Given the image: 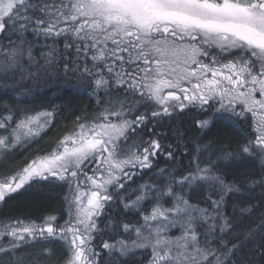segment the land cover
<instances>
[{
    "label": "snow or ice",
    "instance_id": "6c2138e0",
    "mask_svg": "<svg viewBox=\"0 0 264 264\" xmlns=\"http://www.w3.org/2000/svg\"><path fill=\"white\" fill-rule=\"evenodd\" d=\"M69 77L89 82L102 111L85 114L62 150L0 179V203L39 180L66 183L68 219L0 217V255L59 264L50 246L60 242L63 264H128L144 251L147 264H255L243 249L251 243L264 254V0H0V96ZM186 108L245 120L251 113L252 129L235 147L205 141L199 133L208 118L195 121L198 134L177 128L176 143H166L161 121ZM54 114V106L0 104V130L11 128L0 151L38 135ZM161 155L165 167L157 166ZM244 158L254 166L225 171ZM152 169L154 183L128 190ZM81 176L91 182L86 203ZM193 194L207 206L193 203ZM117 202L140 220H105ZM33 245L43 247L15 256Z\"/></svg>",
    "mask_w": 264,
    "mask_h": 264
},
{
    "label": "trees",
    "instance_id": "16d2710c",
    "mask_svg": "<svg viewBox=\"0 0 264 264\" xmlns=\"http://www.w3.org/2000/svg\"><path fill=\"white\" fill-rule=\"evenodd\" d=\"M62 43V42H61ZM25 87L31 88V93L20 92L19 95H13L10 92H5L3 95L10 104L19 105V107L34 106L33 111L38 109L53 110L55 107L54 117L51 118L48 126L38 136H35L30 140L31 143L27 144L25 148L21 150H13L9 158H5L7 167L4 166L3 161H0V175L5 177L6 174H10L14 169L22 167L28 163L32 157L46 153L56 142L67 132L73 130L79 123L84 122L85 114L87 116L98 115L102 111V106L97 105V97L92 94V87L87 80H79L76 77H69L68 79L52 80L47 82H40L37 86L33 87L31 83L25 85ZM10 98V99H9ZM3 101L0 104L4 103ZM209 110L207 113H201L196 108H186L185 111L180 114L177 113L171 119H164L161 121L162 127L157 131L167 132L168 139L166 143L175 144L176 141L172 136V132L175 129H180L186 136H193L198 134L195 126L196 120L207 119ZM81 117L80 121H77V117ZM253 125V118L247 116V119H237L230 115L221 116L216 119H212L209 127L204 129L201 133L204 140H217V141H232L233 146L243 140L242 134H247L251 131ZM152 125L149 124L148 128ZM147 139V136H145ZM179 155V154H178ZM185 164L187 163V157H184ZM158 161V163H157ZM158 167L166 166V157L161 155L157 158ZM254 165L249 162V158L241 160L228 161L225 167V171L231 174L237 169L251 168ZM154 169L144 170L139 177H134L133 181L128 183V189H134L136 185L149 182L154 183ZM143 176H145L143 178ZM65 192L66 187L62 182H51L48 180H39L33 183L27 190L21 191L19 194H13V196L6 200L4 203H0V217H20L22 219L31 218L39 222V218L47 215H64L65 213ZM193 203H201V206H207L200 198L193 194ZM255 202V201H254ZM150 205L146 203L144 206ZM226 211L231 214L232 206L229 202ZM108 216L113 217L119 221L123 219L125 222L139 221V215H133L131 211L124 209L123 205L119 202L113 204L109 209L104 219L107 220ZM258 216V214H257ZM258 218L251 220L246 219L245 224L257 223ZM101 228L104 227V223L98 221ZM108 235L104 236V239H108ZM242 238V237H241ZM235 242V241H234ZM99 243V241H97ZM252 244L248 243L243 249V254L248 256L249 254L254 259L255 264H264V254H261L260 250H252ZM52 248L55 252V260L60 258L59 264L63 258L61 253L57 249L58 246L53 244ZM28 247L22 248L16 254H25L29 251ZM97 250H99L97 248ZM103 255V254H102ZM7 256L0 255V264H3V259ZM148 252H137L135 257L129 259L128 264H147Z\"/></svg>",
    "mask_w": 264,
    "mask_h": 264
},
{
    "label": "rangeland",
    "instance_id": "374dc122",
    "mask_svg": "<svg viewBox=\"0 0 264 264\" xmlns=\"http://www.w3.org/2000/svg\"><path fill=\"white\" fill-rule=\"evenodd\" d=\"M221 59L222 60H226V57L224 56V57H221ZM10 99V98H9ZM4 102V101H7V99L5 98V96L4 95H2V96H0V103L1 102ZM28 108H34V106H30V107H28ZM43 111H49L48 109H38V110H36V111H34V112H43ZM224 115H226V116H228V115H230V114H228V113H218V114H213V112L211 111V110H209V114H208V118H211V120L212 119H216V118H219V117H221V116H224ZM247 116H249V115H247ZM230 117H232L231 115H230ZM207 118V119H208ZM15 123H16V121L15 120H13L12 122H11V126L12 127H15ZM49 124V123H48ZM48 124H47V126H48ZM46 126V127H47ZM45 127V128H46ZM45 128H43L42 130H40L39 131V134L38 135H40L41 133H42V131L45 129ZM77 130H78V125L73 129V130H71L70 132H67L66 134H64L57 142H56V144L54 145V146H52L46 153H44V154H41V155H36V156H34V157H32V159L28 162V163H26L25 165H23L22 167H18V168H16V169H14L10 174H6L5 176L6 177H12V176H15L17 173H20V172H22V170H23V168L24 167H26V166H28L33 160H41V159H44V158H46L47 156H49V155H51L53 152H54V150H56V151H59V150H62V148L60 147V144H61V141H63V140H65V138L66 137H69V136H72L74 133H76L77 132ZM11 131V128H8L7 129V131H5V130H0V136H7L8 134H9V132ZM38 135H36V136H38ZM35 136H33L32 138H29V139H24L23 137H22V139H21V142L20 143H18L17 145H15L14 147H10L6 152H4V151H0V161H2V160H4L5 158H9V156H10V154L13 152V150H21L22 148H25L26 147V145L27 144H29V143H31L30 142V140L31 139H33ZM69 147H71L72 145H71V143L69 142V145H68ZM3 164H4V166L5 167H7V164H6V160H4L3 161ZM106 167V166H105ZM144 171V170H143ZM143 171H141V172H139L138 173V175H136V176H134V177H139V175H141L142 174V172ZM154 172L156 171V169H154L153 170ZM88 175H93V173L91 172V171H89L88 172ZM133 177V178H134ZM145 176H143V178H144ZM0 179H2V176L0 175ZM80 179H82V180H84L85 181V183L81 186V192H83L84 193V195L82 196V199H83V202L84 203H86L87 202V196L88 195H90V188H91V182L90 181H88V180H86L83 176H81L80 177ZM48 181H51L52 183L53 182H58L57 180H52V179H49ZM59 182H61V181H59ZM62 183H64V182H62ZM130 183V182H129ZM153 183V182H152ZM65 184V187H66V192H65V196L67 195L68 196V198H69V201H71V199H72V195H71V193L69 192V188H68V185L66 184V183H64ZM141 184H143V183H141ZM136 187H137V185H136ZM135 187V188H136ZM129 191H130V189H128ZM122 195H123V193H121ZM64 196V197H65ZM133 199L135 198V196H133L132 197ZM65 213H64V215H56L57 217H58V222L59 223H63L65 220H67L68 219V210H69V204H68V202H66L65 201ZM145 207V209L146 210H148V211H150V208H151V205H147V207L146 206H144ZM73 211H74V209H73ZM142 222V221H141ZM172 236H177V235H179L180 234V229H179V227H177V228H174V229H172L171 230V233H170ZM53 245H51L50 247H52ZM55 246H58V250H59V252L61 253V257L63 258V255L65 256V258H66V256H67V252H66V250L64 249V247H63V245H62V243H60V242H56L55 243ZM41 247H43V246H41V245H33L31 248H29L30 250L29 251H27V252H25V254H19L18 253V255L17 254H15V256L17 257V258H19V257H27V254L28 253H35L38 249H40ZM24 248H26V247H24ZM23 248V249H24ZM21 250V249H20ZM19 250V251H20ZM144 252H146V251H144ZM148 252V257L150 256V251H147ZM6 258H8V259H3L4 261H3V264H18V261H16L15 259H13V258H11V257H6ZM146 261H148V258H147V260ZM60 264H63V261H61V263Z\"/></svg>",
    "mask_w": 264,
    "mask_h": 264
},
{
    "label": "flooded vegetation",
    "instance_id": "af4514ba",
    "mask_svg": "<svg viewBox=\"0 0 264 264\" xmlns=\"http://www.w3.org/2000/svg\"><path fill=\"white\" fill-rule=\"evenodd\" d=\"M225 57H226V60H224L225 62H226L228 59H230V57H227V56H225ZM256 97L259 98V92H258V91H257V93H256ZM246 115H249L250 117H252L251 113H247Z\"/></svg>",
    "mask_w": 264,
    "mask_h": 264
}]
</instances>
